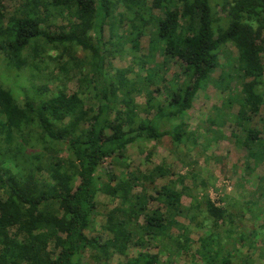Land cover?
I'll list each match as a JSON object with an SVG mask.
<instances>
[{"label":"trees","instance_id":"trees-1","mask_svg":"<svg viewBox=\"0 0 264 264\" xmlns=\"http://www.w3.org/2000/svg\"><path fill=\"white\" fill-rule=\"evenodd\" d=\"M5 2L0 55L8 79L19 80L7 84L0 70V264H110L115 255L125 257L119 264H172L185 253L200 264H258L245 247L264 264V226L244 230L248 218L264 221V193L240 186L218 205L197 170V152L207 160L212 145L206 122L215 133L233 123L248 161L264 163V132L253 125L264 107V0ZM124 56L139 69L113 71ZM171 62L179 71L169 76ZM147 64L155 66L144 75ZM218 69L221 108L193 129L189 111ZM24 71L40 84L22 85ZM148 143L145 159L161 153L165 162L132 168L123 160ZM170 157L188 174H176ZM109 160L120 174L102 185ZM161 178L169 182L158 188ZM95 214L105 218V238L90 234ZM199 216L205 235L196 241L180 218Z\"/></svg>","mask_w":264,"mask_h":264},{"label":"rangeland","instance_id":"rangeland-1","mask_svg":"<svg viewBox=\"0 0 264 264\" xmlns=\"http://www.w3.org/2000/svg\"><path fill=\"white\" fill-rule=\"evenodd\" d=\"M7 5H10L12 3V0H5ZM121 10V9H120ZM217 10H221L220 6H217ZM111 36L110 38L114 41L116 39H119L117 36V33L112 29V31H108L107 29V37ZM141 47L143 52H147L148 42L149 38L144 37L141 39ZM236 49H234V54H237L235 52ZM146 59V58H144ZM164 58L162 56H159L157 59L158 62H162ZM174 61V60H173ZM264 62V61H263ZM149 63V61L147 62ZM114 70L119 68H125L133 63L131 62V58L128 56H124L123 58L117 57L112 60L111 62ZM171 68L169 71V76H172L176 71H179L178 63L171 62ZM133 69L135 70L139 69V66L132 65ZM154 64H147L146 69L142 70V73L145 75L146 70L151 69L154 67ZM0 70H2L3 81L8 83H15L18 82L19 79H15L10 81L8 79V73L6 68V63L2 58V55H0ZM24 78L20 82L22 85L26 83L27 86L33 87L34 85L40 84L39 79H33L30 80L31 82L28 83L27 80L29 78H25V75H28L30 77L29 71H24ZM142 74V75H143ZM220 75V69L216 70L212 74V80L210 84L207 85V87L201 89L199 93L197 94L193 108L191 111H189L190 114V125H192L193 129L200 128V121H205L208 117V115H213L216 117V115L219 112V109L221 108L220 105L223 101V94L221 91L213 84V82L216 84V80H218V77ZM134 77L135 75L132 74ZM241 82L242 80L235 77V80L233 81L235 89V92L239 93L241 90ZM77 88L76 82H71L69 84L70 92L75 91ZM33 90V88H32ZM161 98V97H160ZM239 105L238 103L233 108L232 112H238ZM207 121V120H206ZM207 127L212 129L209 134L210 138H212V145L208 149H203V151L207 152L209 154V159L206 160L205 156H201L202 152H200V155L197 152V156L200 161L199 165L197 166V170L200 171L199 177L200 179H203L205 182H207L208 189L205 192L208 194V198H210L211 201L217 203L218 205H225L226 203H229V201L225 198L226 193H232L234 189L239 188V193L241 190L245 191H259L260 193H264V163L259 165L251 164L248 161V158L245 153V149L243 147H240L238 145V137L236 136V133L240 137L241 134L237 131V127L231 123L227 122L224 125L221 126L220 132H214L218 129L216 125H210V123L206 122L205 124ZM253 125L257 128H259L262 132H264V107H262L260 113L255 117ZM206 137V136H205ZM200 137L199 134L196 135V141L198 145H202L204 143V138ZM152 145L149 143L146 145H142L140 148L138 147H130V149L125 154V160L128 165H130L132 168L135 167H141V168H154L156 164L165 162V157L161 153H156L153 157H150L148 159V162L145 157L147 155L146 150L151 148ZM142 149H145V153ZM214 155L215 158L211 157ZM151 159V160H150ZM167 162L170 164V166L174 169V171L178 172L176 174L180 175H187L190 167L180 166L178 164L177 158L170 157ZM112 160L107 161L103 167L99 169V175L101 179L102 185L109 183L110 176L112 174H120V169L116 166H113ZM172 169V170H173ZM178 178L179 176L176 175ZM173 178V177H172ZM168 179H158L156 182V186L158 188L161 187V185L168 183ZM186 183L189 185H192V180L189 178L186 180ZM243 187V188H242ZM204 192L200 193L199 196H201ZM155 195V194H154ZM104 193H102L99 196V199L101 201L104 200ZM245 200H249V198H245ZM243 201V200H242ZM185 207H188L191 205V199L185 198L183 201ZM262 203L264 205V195L262 198ZM155 206L154 203H150L151 206ZM114 206V204H113ZM153 206V207H154ZM239 209V207H238ZM99 209L98 211H100ZM263 217H258V219L248 218L245 221L244 230L247 232L252 233V231L255 230L256 226L257 228L261 225L264 226V221L262 220ZM95 219L97 223L96 230L94 232H91L92 235H101L102 238L107 237V232L103 228V224L105 223V218L103 216H96ZM180 220L185 224L187 227V231L191 234V238L193 240H200L202 239L201 236L205 235L204 231L205 229L201 227V221L202 218L199 216L197 220H195L193 223L186 217H181ZM260 220V221H259ZM259 221V222H258ZM258 222V224H256ZM211 226V225H210ZM243 230V232H244ZM259 244L263 245L262 239L258 241ZM153 251L156 252V250L153 249ZM242 251L246 253H252V256H254L257 259L258 264H262V259L259 251H253L247 247L243 248ZM185 253L180 258L179 262L172 263V264H200L196 259H193L189 254ZM125 257L121 255H115V257L112 258L110 261V264H119V262H124ZM87 260V259H86ZM91 264H96L92 262Z\"/></svg>","mask_w":264,"mask_h":264}]
</instances>
